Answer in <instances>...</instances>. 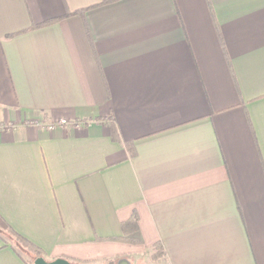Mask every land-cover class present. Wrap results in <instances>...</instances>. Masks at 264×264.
<instances>
[{
    "label": "crops",
    "instance_id": "1",
    "mask_svg": "<svg viewBox=\"0 0 264 264\" xmlns=\"http://www.w3.org/2000/svg\"><path fill=\"white\" fill-rule=\"evenodd\" d=\"M23 249L264 264V0H0V264Z\"/></svg>",
    "mask_w": 264,
    "mask_h": 264
},
{
    "label": "water",
    "instance_id": "2",
    "mask_svg": "<svg viewBox=\"0 0 264 264\" xmlns=\"http://www.w3.org/2000/svg\"><path fill=\"white\" fill-rule=\"evenodd\" d=\"M34 264H75L71 261H69L66 258H57L55 260L49 261L45 259L43 256H37V258L34 260ZM117 264H132L131 261L128 258H121Z\"/></svg>",
    "mask_w": 264,
    "mask_h": 264
},
{
    "label": "trees",
    "instance_id": "3",
    "mask_svg": "<svg viewBox=\"0 0 264 264\" xmlns=\"http://www.w3.org/2000/svg\"><path fill=\"white\" fill-rule=\"evenodd\" d=\"M106 1H108V0H104V2H106ZM85 11V9H81V10H77V11H75L74 13H80V14H83V12ZM70 14H72V13H69V14H66L64 17H66V16H68V15H70ZM61 18H55L54 20L53 19H51V20H48V21H46V22H43V23H41V25L39 24L37 27H43V26H46V25H49V24H51V23H53L54 24V22H56V21H59ZM132 221H133V223H137V221H138V216H137V214H135V215H133V217H132V219H131ZM21 237V236H20ZM22 239H23V237H21ZM123 239H125V238H123ZM164 250H163V248H160L159 250H157L156 252H155V254H153L156 258H159L160 256H162L164 253ZM30 254H32V253H30ZM37 257L35 256V258H33V259H36Z\"/></svg>",
    "mask_w": 264,
    "mask_h": 264
},
{
    "label": "built area",
    "instance_id": "4",
    "mask_svg": "<svg viewBox=\"0 0 264 264\" xmlns=\"http://www.w3.org/2000/svg\"><path fill=\"white\" fill-rule=\"evenodd\" d=\"M67 123H68V121L65 120V119H61V120L58 122V124H60V125H65V124H67ZM56 125H57L56 123L52 122V123H49V124H48V127H49V128H55Z\"/></svg>",
    "mask_w": 264,
    "mask_h": 264
},
{
    "label": "rangeland",
    "instance_id": "5",
    "mask_svg": "<svg viewBox=\"0 0 264 264\" xmlns=\"http://www.w3.org/2000/svg\"><path fill=\"white\" fill-rule=\"evenodd\" d=\"M23 252H25L27 255L29 254V256H27L30 260H32L34 257H33V254H30L29 252H28V250H26V249H23ZM32 257V258H31ZM119 260H114V262H113V264H117V262H118ZM32 262H33V260H32ZM133 264H137V261L136 260H133Z\"/></svg>",
    "mask_w": 264,
    "mask_h": 264
}]
</instances>
